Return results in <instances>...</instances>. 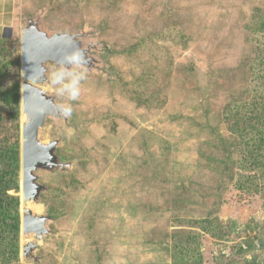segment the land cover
Masks as SVG:
<instances>
[{
    "label": "rangeland",
    "instance_id": "374dc122",
    "mask_svg": "<svg viewBox=\"0 0 264 264\" xmlns=\"http://www.w3.org/2000/svg\"><path fill=\"white\" fill-rule=\"evenodd\" d=\"M9 39L20 55L25 18L48 32L88 33L100 60L66 119L46 117L63 170H37L45 186L33 212L50 234L16 264H245L264 260V189L240 164L244 142L223 119L247 104L264 61L250 27L264 0H16ZM254 55L261 57L254 61ZM20 67V65H19ZM75 67V66H74ZM48 77L55 68L47 65ZM19 90L21 85L18 76ZM261 88V87H260ZM249 110V109H248ZM21 107L0 120V145L21 143ZM238 163V164H237ZM8 193L19 199L21 171ZM211 220L208 230L200 220ZM241 250H240V249Z\"/></svg>",
    "mask_w": 264,
    "mask_h": 264
},
{
    "label": "water",
    "instance_id": "95a60500",
    "mask_svg": "<svg viewBox=\"0 0 264 264\" xmlns=\"http://www.w3.org/2000/svg\"><path fill=\"white\" fill-rule=\"evenodd\" d=\"M67 37L68 39H65ZM86 30L78 32H48L40 26V18H25L20 30V107L21 122L20 171H21V214L20 234L32 237L21 246L23 258L35 259L34 250L43 238L50 234L52 217L32 211L30 204L40 205V194L45 186L38 182L37 170H54L68 167L56 155L57 139L43 142L39 138L40 128L46 117L54 119L66 117L59 110L60 104L49 95L44 85H49L47 65L59 67L66 54L79 50L86 63L82 68L91 71L100 64L94 55V43L88 42Z\"/></svg>",
    "mask_w": 264,
    "mask_h": 264
},
{
    "label": "trees",
    "instance_id": "16d2710c",
    "mask_svg": "<svg viewBox=\"0 0 264 264\" xmlns=\"http://www.w3.org/2000/svg\"><path fill=\"white\" fill-rule=\"evenodd\" d=\"M250 27L264 35V13L259 14ZM16 51V48L11 47L9 39H0V120L5 112L11 113L15 108L19 110L20 90L17 79L20 72V59ZM260 58L254 55V61L257 64ZM262 60L264 61V58ZM258 67L254 75L259 80L258 85L261 88L258 86L255 88L252 108L248 106L243 109L247 104L238 103L234 105L236 109L233 111L231 103H228L223 111V119L227 121L228 128L238 134L239 142H244L241 167L243 170L258 171L261 186L264 189V64ZM19 164L20 146L17 141L9 145H0V264H16L19 258V199L8 193L11 187L10 179L16 178ZM199 224L207 231V226H211V220L203 219ZM178 258H184L183 261L188 264L186 260L191 256L179 254ZM244 262L245 264H264V260L256 261L255 259L244 260Z\"/></svg>",
    "mask_w": 264,
    "mask_h": 264
},
{
    "label": "clouds",
    "instance_id": "9594fccd",
    "mask_svg": "<svg viewBox=\"0 0 264 264\" xmlns=\"http://www.w3.org/2000/svg\"><path fill=\"white\" fill-rule=\"evenodd\" d=\"M65 39L68 38L65 37ZM85 63V58L79 50H73L65 55L60 66L54 68L49 76L50 85L56 95L66 97L68 100H75L79 97L81 81L85 79V76L82 71H77L76 67ZM59 110L65 117L72 113L70 105H62Z\"/></svg>",
    "mask_w": 264,
    "mask_h": 264
},
{
    "label": "crops",
    "instance_id": "0c3cea01",
    "mask_svg": "<svg viewBox=\"0 0 264 264\" xmlns=\"http://www.w3.org/2000/svg\"><path fill=\"white\" fill-rule=\"evenodd\" d=\"M18 19L20 14L17 11L16 0H0V38L5 33L10 34L17 29Z\"/></svg>",
    "mask_w": 264,
    "mask_h": 264
},
{
    "label": "flooded vegetation",
    "instance_id": "af4514ba",
    "mask_svg": "<svg viewBox=\"0 0 264 264\" xmlns=\"http://www.w3.org/2000/svg\"><path fill=\"white\" fill-rule=\"evenodd\" d=\"M56 151H57V149H56ZM58 157V156H57Z\"/></svg>",
    "mask_w": 264,
    "mask_h": 264
}]
</instances>
